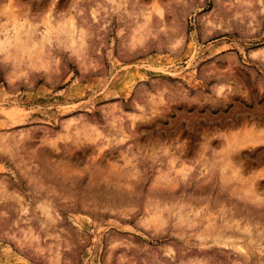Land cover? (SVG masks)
Here are the masks:
<instances>
[{"label":"rangeland","instance_id":"1","mask_svg":"<svg viewBox=\"0 0 264 264\" xmlns=\"http://www.w3.org/2000/svg\"><path fill=\"white\" fill-rule=\"evenodd\" d=\"M0 41V264H264V0H0Z\"/></svg>","mask_w":264,"mask_h":264},{"label":"bare ground","instance_id":"2","mask_svg":"<svg viewBox=\"0 0 264 264\" xmlns=\"http://www.w3.org/2000/svg\"><path fill=\"white\" fill-rule=\"evenodd\" d=\"M16 20V19H15ZM15 24H14V29L13 30H11V32H8L7 34H6V44H9L11 41H13V38L15 37V36H19V38H21V36H24V35H27V33H26V28H24V27H21V26H19L18 25V23H17V21H15L14 22ZM12 24V23H11ZM73 24V23H72ZM25 26V25H24ZM12 27V26H11ZM13 28V27H12ZM69 28H70V30L68 29V27H60V28H58L57 29V32L58 33H61V34H69V32H71L74 28H73V26H72V28H71V26H69ZM51 30V29H50ZM53 30V29H52ZM51 30V31H52ZM54 30H56V29H54ZM9 31V30H8ZM22 31V32H21ZM6 33V32H5ZM47 33L48 34H50V31H47ZM51 34H52V32H51ZM29 36V35H28ZM16 39V38H15ZM23 41V40H22ZM21 41V42H22ZM0 43H2L1 41H0ZM16 43H17V41H16ZM20 43V42H19ZM5 44V45H6ZM14 44H15V42H14ZM18 45V44H17ZM1 46V45H0ZM7 46H9V45H7Z\"/></svg>","mask_w":264,"mask_h":264}]
</instances>
